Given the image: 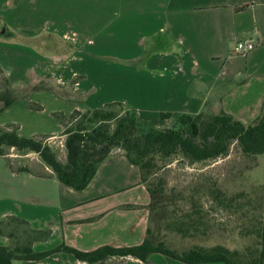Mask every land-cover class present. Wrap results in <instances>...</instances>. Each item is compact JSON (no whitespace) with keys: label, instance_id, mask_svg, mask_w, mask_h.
I'll use <instances>...</instances> for the list:
<instances>
[{"label":"crops","instance_id":"0c3cea01","mask_svg":"<svg viewBox=\"0 0 264 264\" xmlns=\"http://www.w3.org/2000/svg\"><path fill=\"white\" fill-rule=\"evenodd\" d=\"M243 6L247 8L237 11ZM0 17L8 33L23 39L27 47L9 46L27 49L38 42L39 48L55 47L54 52L40 55L58 66L50 86L56 87L54 93H44L66 103L49 110L39 102L42 112L56 120L55 129H37L24 136L18 125L20 136L52 138L64 131L55 113L70 116L111 103L135 110L142 125L155 129L172 128L181 115L207 110L223 111L249 124L261 111L264 0H0ZM245 41H252L254 48L245 55L235 54L236 45ZM67 59L81 65L103 63L107 100L97 99V91L86 86L90 70L79 75L70 67L60 68ZM69 87L72 100L63 98ZM78 96L86 100L79 101ZM7 158L0 156V223L5 228L10 219H17L18 240L31 242L34 251L65 244L92 252L105 246H138L151 238L154 200L138 166L122 150L111 153L82 192L60 183L44 163L37 164V170L16 169ZM11 245L7 233L0 235V246ZM19 264L89 263L57 253L41 262ZM94 264L182 263L154 254L146 262L113 256Z\"/></svg>","mask_w":264,"mask_h":264},{"label":"rangeland","instance_id":"374dc122","mask_svg":"<svg viewBox=\"0 0 264 264\" xmlns=\"http://www.w3.org/2000/svg\"><path fill=\"white\" fill-rule=\"evenodd\" d=\"M24 42L8 33L5 20L0 17V108L4 106L2 100L8 95L16 100V104L0 116V130H19L20 125L22 135L29 136L33 130L55 129L56 120L42 112L39 102H44L49 110L56 108L55 106L64 108L66 103L55 102L50 95L44 93H54L56 87L51 89L50 86L55 82L53 77L58 66L45 62L40 55L54 52L55 47L39 48L38 42H32L37 46L30 45V49L9 46L13 43L25 45ZM101 64L103 65L89 63L93 67L91 70L87 67L88 63L81 65L67 59L60 68L70 67L73 71L78 70L79 75L82 71L90 70L89 83L86 86L93 92L97 91V99L103 102L107 100V96L103 90ZM81 79L79 77L72 83ZM70 88L63 91V98L66 100H72ZM77 99L83 101L86 96H78ZM110 109L122 112L120 107ZM262 114L260 111L258 116ZM56 119L60 121L59 118ZM43 138L59 159L65 162V137L60 134ZM4 153L16 169L32 166L37 170L36 165L43 163L37 154H22L9 147L4 148ZM145 186L163 189L153 199L151 236L148 237L154 243L164 242L179 252L194 246L210 248L222 245L241 254H248V249L258 245L257 231L264 222V154L245 155L237 143H234L228 156L207 162L190 164L179 155L164 160L157 158ZM216 191L223 193V200L214 199ZM237 195L240 196L233 202L229 201ZM176 226H181L186 233L178 232ZM17 263L19 264L16 261L15 264Z\"/></svg>","mask_w":264,"mask_h":264},{"label":"trees","instance_id":"16d2710c","mask_svg":"<svg viewBox=\"0 0 264 264\" xmlns=\"http://www.w3.org/2000/svg\"><path fill=\"white\" fill-rule=\"evenodd\" d=\"M246 8L247 6L239 7L237 11ZM2 101L4 106L0 108V116L16 104L15 98L9 95ZM112 107H120L122 112L110 109ZM261 112L263 114L250 124H245L223 111L217 114L204 111L198 115H181L172 128L155 129L142 125L135 110L126 109L121 103H111L85 113L76 110L70 116L54 114L64 128L62 136L65 137V162L61 161L52 147L45 142L43 137L47 139L49 136L23 137L19 135L18 129L0 130V156L5 155V147L22 154H37L60 183L82 192L92 183L100 165L114 150L120 149L132 164L138 166L142 183L145 184L155 168L157 158L164 160L179 155L190 164L207 162L228 156L234 143H237L245 155H263L264 101ZM162 116L171 118L169 114ZM147 190L152 200L163 192L162 188L147 187ZM238 196L240 195L229 201L233 202ZM223 198L221 191L214 192V199L220 201ZM14 220L17 219H10L5 228L3 223H0V235L7 233L14 244L0 246V264H13L15 261L41 262L57 253L73 255L77 260L89 264L113 256L133 257L146 262L148 257L154 254L163 255L182 264H264V222L257 231L258 245L248 249V254H241L222 245L210 248L194 246L179 252L164 242L154 243L149 238L141 245L133 247L105 246L92 252H81L61 244L49 251L36 252L31 242L22 244L18 240L20 222ZM189 226L192 225L189 223ZM176 227L178 232L186 233L181 226ZM150 234L148 229V235Z\"/></svg>","mask_w":264,"mask_h":264},{"label":"built area","instance_id":"2783aa9c","mask_svg":"<svg viewBox=\"0 0 264 264\" xmlns=\"http://www.w3.org/2000/svg\"><path fill=\"white\" fill-rule=\"evenodd\" d=\"M254 48L252 41L239 42L234 48V53L238 55H245Z\"/></svg>","mask_w":264,"mask_h":264}]
</instances>
